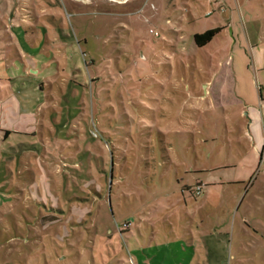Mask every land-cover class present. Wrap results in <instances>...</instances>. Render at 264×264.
<instances>
[{"label": "rangeland", "instance_id": "374dc122", "mask_svg": "<svg viewBox=\"0 0 264 264\" xmlns=\"http://www.w3.org/2000/svg\"><path fill=\"white\" fill-rule=\"evenodd\" d=\"M4 22L0 84L35 124L0 133V264L196 263L217 196L194 189L238 108L227 46L264 38V0H27Z\"/></svg>", "mask_w": 264, "mask_h": 264}, {"label": "crops", "instance_id": "0c3cea01", "mask_svg": "<svg viewBox=\"0 0 264 264\" xmlns=\"http://www.w3.org/2000/svg\"><path fill=\"white\" fill-rule=\"evenodd\" d=\"M26 1L0 0V25L10 36L7 42L0 39V51L6 43L13 42L11 29L4 20L13 23L16 4ZM219 29L216 36L228 33L227 26L221 25ZM237 42L235 38L227 50L237 51L240 59L234 61L235 56L231 59L228 55L226 65L231 64L232 68L224 70L225 84H232L228 89V102L238 107L233 126H225V146L232 148H228L226 158L210 169L204 167L202 171L213 170V173L197 183L210 186L205 198L214 195V191L218 197L214 202L196 205L197 211L205 212L201 222L209 216L212 221L208 233L196 237L200 242L196 263L191 260L186 263L183 256L171 264H264V38L255 33L244 44ZM12 67L14 61L6 59L2 52L1 81H13L9 74ZM16 76L22 80L19 74ZM17 86L13 89L9 85L11 93H4L0 84V133L26 130L35 124L27 116V96L22 95Z\"/></svg>", "mask_w": 264, "mask_h": 264}, {"label": "trees", "instance_id": "16d2710c", "mask_svg": "<svg viewBox=\"0 0 264 264\" xmlns=\"http://www.w3.org/2000/svg\"><path fill=\"white\" fill-rule=\"evenodd\" d=\"M220 29H209L205 31L204 33H199L194 36V40L196 44L200 47L205 46L209 42H211L216 35L219 33Z\"/></svg>", "mask_w": 264, "mask_h": 264}, {"label": "built area", "instance_id": "2783aa9c", "mask_svg": "<svg viewBox=\"0 0 264 264\" xmlns=\"http://www.w3.org/2000/svg\"><path fill=\"white\" fill-rule=\"evenodd\" d=\"M203 192V186L201 184H197L195 189H194V193L196 196L201 195Z\"/></svg>", "mask_w": 264, "mask_h": 264}, {"label": "bare ground", "instance_id": "6f19581e", "mask_svg": "<svg viewBox=\"0 0 264 264\" xmlns=\"http://www.w3.org/2000/svg\"><path fill=\"white\" fill-rule=\"evenodd\" d=\"M118 1H120V0H118Z\"/></svg>", "mask_w": 264, "mask_h": 264}]
</instances>
